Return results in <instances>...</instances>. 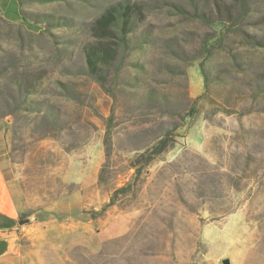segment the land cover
Wrapping results in <instances>:
<instances>
[{"label": "rangeland", "instance_id": "374dc122", "mask_svg": "<svg viewBox=\"0 0 264 264\" xmlns=\"http://www.w3.org/2000/svg\"><path fill=\"white\" fill-rule=\"evenodd\" d=\"M121 1L29 0L27 15L70 26L0 22L6 79L42 78L45 101L62 114L59 127L41 129L49 136H22L19 121L8 133L14 101L0 94V169L13 219L26 218L11 228L0 216V239L14 241L0 264H264V93L256 96L264 47L250 38L264 37V0L250 1L255 20H228L216 44L219 30L189 0H130L145 7L134 34L148 40L122 57L121 71L114 65L102 88L83 72L82 48L94 41L93 22ZM203 1L216 16L232 2ZM201 64L219 78L208 89ZM205 92L173 146L136 176L135 156L181 124Z\"/></svg>", "mask_w": 264, "mask_h": 264}, {"label": "trees", "instance_id": "16d2710c", "mask_svg": "<svg viewBox=\"0 0 264 264\" xmlns=\"http://www.w3.org/2000/svg\"><path fill=\"white\" fill-rule=\"evenodd\" d=\"M16 1L21 7L20 16L24 21L36 24L46 23L49 28L70 26L69 24H71L66 18L52 19L49 15H27L23 7L29 0ZM32 1L67 2L69 0ZM230 1H232L230 8L228 9L225 6L224 10H217L216 16L213 11H205V7L202 5L204 2L203 0H189L197 17L203 22L215 26V28L219 30L220 37L215 39V44L222 42V36L226 32L225 26H227L228 20V22H230V27H238L239 25L241 26L244 21L255 20V16L251 15V0ZM178 10H181V8L179 7ZM144 20L145 7L141 2L123 0L109 6L92 24V37L94 41L85 44L82 48L83 72L95 80L102 88H106L108 73L113 69L114 65L118 63L120 68L119 71H121L120 66L122 64L121 60H123L122 57L142 48L147 42V35L137 37L134 34ZM0 22L9 24V22L3 18H0ZM239 30V32H242L241 29ZM250 38L254 46L264 47V37L259 38L256 35H252ZM210 46H213V44ZM200 70L203 74L205 87L207 89L212 83L219 80L218 77H216L215 80L211 78L212 75L206 70L204 64L200 65ZM261 81L264 82V76L261 78ZM44 84L42 78L31 79L14 77L6 79L4 71L0 70V94L5 96L7 91L9 97L14 101V104L10 108L11 111L8 114L12 120V123L7 125L8 133L13 123L15 124L18 121L21 122L20 133L22 136H28L29 138H34L39 134L48 135V129H45L44 133H41L43 126L50 127L51 129L59 127V120H62L61 109L53 102L45 101L46 93L44 91ZM59 84L65 88V90H70L67 85L60 82ZM263 87L258 91L257 97H260L261 93H264ZM206 95L207 93L205 92L204 95H201L195 100L190 113L181 119V124L177 122L173 123L171 127L164 130L160 137L154 140L152 145H149L146 149H142V153H138V155L135 156L134 160L131 161V168L136 170V176L140 177L142 171L147 166L151 165L168 148L173 146L178 137V130L186 125V120H190L192 117L191 112L194 113L199 109V104ZM154 98V94L151 91L149 93V100H154ZM104 170L100 175L101 181L104 178ZM130 185L131 183L128 182L117 189L112 196L109 206L116 204V199L119 194H126L130 190ZM6 220L12 228L14 225L24 222L26 218L24 215H20L18 220L11 218H6Z\"/></svg>", "mask_w": 264, "mask_h": 264}, {"label": "crops", "instance_id": "0c3cea01", "mask_svg": "<svg viewBox=\"0 0 264 264\" xmlns=\"http://www.w3.org/2000/svg\"><path fill=\"white\" fill-rule=\"evenodd\" d=\"M9 1L11 2V4H13L12 2H16L17 7L9 5ZM9 6H12L13 10L15 11L14 17L9 15ZM20 11L21 7L16 0H0V18H3L7 21L17 22L18 20L22 19L20 16ZM5 183H7V181L3 169H0V216L13 219L15 209L13 207V200L11 198V194ZM2 202L10 204L9 207L11 208V213H6L3 211Z\"/></svg>", "mask_w": 264, "mask_h": 264}, {"label": "water", "instance_id": "95a60500", "mask_svg": "<svg viewBox=\"0 0 264 264\" xmlns=\"http://www.w3.org/2000/svg\"><path fill=\"white\" fill-rule=\"evenodd\" d=\"M14 241L12 238H1L0 239V258L8 256L13 252ZM223 264H231L229 259H224Z\"/></svg>", "mask_w": 264, "mask_h": 264}]
</instances>
